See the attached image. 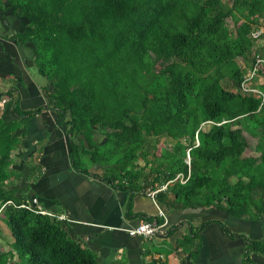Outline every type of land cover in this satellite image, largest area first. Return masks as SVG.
Wrapping results in <instances>:
<instances>
[{
    "label": "trees",
    "instance_id": "obj_1",
    "mask_svg": "<svg viewBox=\"0 0 264 264\" xmlns=\"http://www.w3.org/2000/svg\"><path fill=\"white\" fill-rule=\"evenodd\" d=\"M227 1L0 0V16L10 9L27 20L5 37L29 45L47 79L44 103L34 108L21 107L16 87L0 92L17 115L5 122L0 103V214L13 236L8 250L0 246V264H101L58 219L20 206L5 184L22 175L11 152L23 145L29 118L46 109L66 126L71 167L126 193V218L154 219L134 211V196L163 184L154 194L163 211L213 206L237 217L264 214V100L240 90L245 69L256 54L264 57V41L251 35L264 23V0ZM259 74L264 93V68ZM162 136L175 142L158 153ZM247 148L258 155L244 154ZM41 150L30 154V178L41 174ZM212 221L244 240L243 264L251 252L264 255V237L234 232L217 218L188 224L173 249L187 251L197 239V252L198 233ZM117 264H128L126 253Z\"/></svg>",
    "mask_w": 264,
    "mask_h": 264
},
{
    "label": "crops",
    "instance_id": "obj_2",
    "mask_svg": "<svg viewBox=\"0 0 264 264\" xmlns=\"http://www.w3.org/2000/svg\"><path fill=\"white\" fill-rule=\"evenodd\" d=\"M26 21L6 9L0 16V35L4 33L6 36L5 32L10 29L26 28ZM31 55L29 45L17 44L11 38H0V92L16 87L20 93V105L25 109L44 103L38 86L41 80L29 73V68L32 70L29 66ZM1 105V116L5 122L17 117L11 108V98H6ZM56 115V111L46 109L29 118L23 145L11 152V166L22 170V175L6 179L5 184L16 189L15 194L20 200L28 201L36 196L43 208L72 218L65 224L68 232L92 249L101 264H117L120 252L126 253L128 264H147L150 260L160 264L167 256H172L167 264L179 261L183 264H243L244 240L231 238L216 221L207 223L199 231L197 252H192L197 246V239L187 251L173 249L175 241L188 233V224L198 225L208 218L223 220L232 231L245 233L250 238L264 237V214L258 219H251L248 215L237 217L213 206H204L164 211L163 217L158 215L159 205L155 198L141 193L134 196V211L152 215L159 222L163 217L165 232L151 238L129 235L123 227L135 225L142 218L124 216L125 192L115 191L106 183L71 167L66 126L55 124ZM39 146H42L38 158L41 174L34 179L28 176L30 164L35 163L30 154L36 153ZM180 221L182 223L177 229L166 234L170 226ZM6 230L0 214V246L8 250L13 238L10 234L5 238ZM250 257L252 262L249 264H264L263 254L251 252Z\"/></svg>",
    "mask_w": 264,
    "mask_h": 264
},
{
    "label": "built area",
    "instance_id": "obj_3",
    "mask_svg": "<svg viewBox=\"0 0 264 264\" xmlns=\"http://www.w3.org/2000/svg\"><path fill=\"white\" fill-rule=\"evenodd\" d=\"M251 35L258 39L262 38L264 41V23L259 24L257 27L253 29L251 32ZM252 67H249L245 70L243 74V79L241 81L240 90L245 93H252L258 97L261 98V102L264 100V93L263 91L258 87V83L262 82V77L259 74V71H261L264 67V57L260 54H256L254 62H252ZM2 101L5 102L6 99L2 98ZM166 184H163L161 187L156 189H148L146 194L152 198H154V194L158 189L164 188ZM8 202H11V200H8ZM20 206L28 208L30 210H33L35 212L40 213H46L49 214L52 217H55L58 219L63 225L67 224L66 222H69L72 220L68 215L65 213L58 214L51 211H48L47 209L43 208L38 200V197L32 196L30 200H24L22 199ZM158 215H161L165 217V213L163 210L160 209L158 206ZM165 220L157 221L156 219L152 220H139L135 225H132L130 227H123V229L132 236L140 235L142 237H156L161 236L165 232ZM176 264H183L182 262H177Z\"/></svg>",
    "mask_w": 264,
    "mask_h": 264
},
{
    "label": "rangeland",
    "instance_id": "obj_4",
    "mask_svg": "<svg viewBox=\"0 0 264 264\" xmlns=\"http://www.w3.org/2000/svg\"><path fill=\"white\" fill-rule=\"evenodd\" d=\"M223 2H225V3H229V1H227V0H223ZM10 9H8V11H9ZM27 22V21H26ZM21 29V28H20ZM19 29V30H20ZM22 30V29H21ZM15 32V31H18V30H15V29H10L9 31H7V32H5V33H7L6 35H9V34H11V33H13V32ZM0 38H4V39H6L5 38V35H4V33H3V35L1 34L0 35ZM4 53H5V51H4ZM8 54V53H7ZM20 55H21V53H20ZM5 58H8L7 57V55L5 54ZM237 61H238V63L243 67H248L249 66V64H250V60L249 59H247V60H242V59H240V58H238L237 59ZM29 66H31V68H32V70L29 68V73H31V75L34 77V76H38L37 77V80L38 81H40L41 80V83H39L38 84V86H44L45 84H47V79L44 77V76H42L38 71H37V68H36V66L33 64V62L32 63H29ZM155 67L156 68H159L160 67V63H159V61L158 62H156L155 63ZM246 70V69H245ZM31 71H33V72H31ZM49 86L51 87V83L49 84ZM6 99V98H5ZM12 100V99H11ZM0 103L1 104H4V102L2 101V99H1V101H0ZM201 126H202V128H204V129H207L208 127H209V123L208 122H204V123H202L201 124ZM97 138H98V140H102L103 141V137L100 135V134H98L97 135ZM253 141H254V139H253ZM174 142H175V139H173V138H171V137H169V138H165V137H160L159 138V140H158V143H157V150H158V153H160V152H163V150L165 149V147L166 146H172L173 144H174ZM258 153H259V151H256V150H254V149H250V148H247L246 150H245V152H244V154H257L258 155ZM160 157H161V155H160ZM150 158H151V155H150ZM185 159H186V161L188 162L189 161V156L187 155L186 157H185ZM137 162H138V164L139 165H143L144 164V162H143V160L140 158V157H138V159H137ZM150 163V162H149ZM92 167V169H98V168H101V166L100 165H98V164H95V165H93V166H91ZM148 167H150V165H148ZM23 194H25V193H23ZM4 223H5V221H4ZM5 225H6V228H7V230H6V237L5 238H7V235L9 236V234L11 235V237L13 238V236H12V234H11V232H10V229H9V227L7 226V224L5 223ZM5 248V247H4ZM9 248V247H8ZM5 249H7V248H5ZM15 259H17V257L15 256L14 257ZM9 263L10 264H13V261H9Z\"/></svg>",
    "mask_w": 264,
    "mask_h": 264
},
{
    "label": "water",
    "instance_id": "obj_5",
    "mask_svg": "<svg viewBox=\"0 0 264 264\" xmlns=\"http://www.w3.org/2000/svg\"><path fill=\"white\" fill-rule=\"evenodd\" d=\"M188 154V153H187Z\"/></svg>",
    "mask_w": 264,
    "mask_h": 264
}]
</instances>
